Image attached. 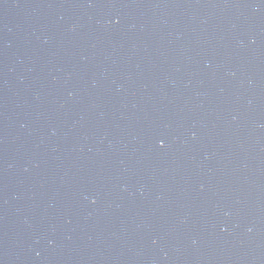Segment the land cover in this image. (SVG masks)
Here are the masks:
<instances>
[{
	"label": "water",
	"instance_id": "obj_1",
	"mask_svg": "<svg viewBox=\"0 0 264 264\" xmlns=\"http://www.w3.org/2000/svg\"><path fill=\"white\" fill-rule=\"evenodd\" d=\"M0 264H264V0H0Z\"/></svg>",
	"mask_w": 264,
	"mask_h": 264
}]
</instances>
